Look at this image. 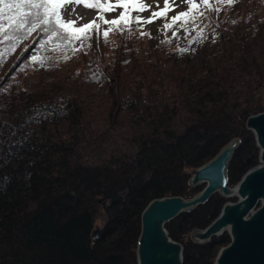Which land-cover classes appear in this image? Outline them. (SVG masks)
Instances as JSON below:
<instances>
[{"label": "trees", "instance_id": "trees-1", "mask_svg": "<svg viewBox=\"0 0 264 264\" xmlns=\"http://www.w3.org/2000/svg\"><path fill=\"white\" fill-rule=\"evenodd\" d=\"M227 6L216 16L195 8L181 37L156 35L147 46V31L132 33L130 8L131 22L113 25L122 33L112 51L39 30L0 44V264H136L151 199L192 196L200 187H189L191 170L233 138L228 184L257 163L245 119L264 111V0ZM29 7L0 5L5 34ZM111 7L91 8L99 24L91 38L103 36L100 16ZM226 200L214 194L165 224L183 264H212L228 243L225 233L189 240Z\"/></svg>", "mask_w": 264, "mask_h": 264}, {"label": "water", "instance_id": "water-1", "mask_svg": "<svg viewBox=\"0 0 264 264\" xmlns=\"http://www.w3.org/2000/svg\"><path fill=\"white\" fill-rule=\"evenodd\" d=\"M245 128L253 135L257 164L236 183L228 184V164L240 145V139L233 138L211 159L191 170L189 187L202 186L192 196L151 199L140 214L136 264H183L184 247L169 236L165 224L205 204L214 194L235 200L225 201L205 227H193L189 240L205 244L226 233L229 241L219 247L212 264H264V111L249 115Z\"/></svg>", "mask_w": 264, "mask_h": 264}, {"label": "snow or ice", "instance_id": "snow-or-ice-1", "mask_svg": "<svg viewBox=\"0 0 264 264\" xmlns=\"http://www.w3.org/2000/svg\"><path fill=\"white\" fill-rule=\"evenodd\" d=\"M104 4H114L115 6L123 7L125 11H122L118 17L109 21L100 16L105 24L117 25L119 27V21H123L125 25L134 19L136 22L152 23L154 19L160 18L161 16H167L168 11H171L170 4H176V0H162L164 5L163 8L152 11L153 5L151 3H146V0H0V5H28L30 6L26 11H20L18 19H9V34H5V25L0 23V44L4 41L12 40L19 41L21 39H26L27 36L31 35L36 30L48 34L49 40L53 36H58L61 40L68 41L71 43L74 38L77 41H81L83 46V41L90 39V33L93 30V25L95 29L99 30V24L96 23L95 18L87 23H83L76 27L77 20L72 18L71 13L68 8L72 4L80 5L85 4L86 6L93 8L101 3ZM182 3L194 5L196 0H181ZM205 5L210 4V0H200ZM220 3L233 4L236 0H217ZM129 5L133 6L132 10L137 12L150 11L151 15L148 17H141L137 15L131 19L125 18V13L129 12ZM109 11H114L115 7L108 9ZM212 11H219V9H209ZM19 11V10H18ZM3 9L0 8V17H2ZM187 15V12L181 11L172 16V20L176 21L180 17ZM203 15V13L201 14ZM83 19V18H81ZM170 24H166L165 27H170ZM183 26V25H181ZM60 29L61 31H57ZM87 30V31H86ZM112 31L111 28L104 31V36H108V32ZM66 33H78L74 37ZM145 33H141L144 35ZM16 43H10L6 45L7 49L15 50ZM79 51V49H76ZM6 56L5 52H0V62H3ZM71 57L65 56L64 59H70ZM33 60L36 57H32ZM6 89L0 88V91H5Z\"/></svg>", "mask_w": 264, "mask_h": 264}, {"label": "rangeland", "instance_id": "rangeland-1", "mask_svg": "<svg viewBox=\"0 0 264 264\" xmlns=\"http://www.w3.org/2000/svg\"><path fill=\"white\" fill-rule=\"evenodd\" d=\"M146 3H151L153 5L152 11H155V10H158V9H161L164 7L162 0H146ZM111 6L115 7V10H114L115 13H112V11H109V12L104 14L105 19L110 20V21L116 14H119L118 12H121L120 6H115L114 4H111ZM128 7L131 10L133 8V6H131V5H129ZM207 7H211L210 9H219V10L222 8L227 12V14H229L233 11L231 6L228 7L226 3H220V2H217V0H210L209 5L203 4L202 2H200V0H196V3L194 5L185 4V3H182L181 0H176V4H174V5L170 4V8H172V10L168 11L167 16H162L165 18L164 20H163V18L160 17V18L154 19V21L152 23H145L143 21L135 22V24L138 23L137 25H138L139 29L135 28L132 31V33L138 35L142 31L143 32L147 31L144 34L148 38V42L145 46H147L149 44V40H153L156 35H158L161 39H165V37L166 38L171 37L174 34H176L178 37H181L183 32H184V31H182V28L180 26L183 17H181L179 20L173 21L171 19L172 16L175 15L176 13L181 12V11L187 12V15H188L195 8H196L197 13L198 12L201 13V11L207 10ZM106 10H108V9H106ZM68 11L71 13L72 18L77 20V24L75 25L76 27H79V25H81L83 23H87L88 21H91L94 18H95V20L97 19V16H96L97 12H95L93 9L89 8L85 4H80V5L72 4L69 6ZM132 12L137 13L136 15H140L141 17H145V18L151 15L150 11L137 12L135 10H132ZM217 12L218 11H214L213 15L216 16ZM81 18H83V19H81ZM166 24L171 25L169 27V29H167V27H165ZM102 26H103L102 29L104 31L109 29V28L112 29V31L108 32V36L105 37L103 34V36L100 35L99 39H97V37L87 39V40L83 41V45L87 46L90 43H91L90 44L91 46H101V47L106 46L107 47L109 45L110 48L108 49V51H112L115 46H113V47H111V46L118 40L117 35H120V32L122 33V30H116V26L113 28L112 24L103 23ZM118 31H120V32H118ZM144 35H141V40H142V37ZM116 36H117V38H116ZM139 45L142 47H145V46H143L142 42H140ZM24 48H25V44H22L21 49H24ZM35 52L37 54L36 50H35ZM56 54L58 56H60V53H56ZM199 187L201 189L202 186H198V188ZM227 200H230V199H227ZM219 247L216 250H218Z\"/></svg>", "mask_w": 264, "mask_h": 264}, {"label": "flooded vegetation", "instance_id": "flooded-vegetation-1", "mask_svg": "<svg viewBox=\"0 0 264 264\" xmlns=\"http://www.w3.org/2000/svg\"><path fill=\"white\" fill-rule=\"evenodd\" d=\"M257 164V163H256ZM254 166V165H253ZM224 234V233H223ZM223 234H221V235H223ZM226 234V233H225ZM221 235H218V236H214V237H219V236H221ZM214 237H212V238H214ZM226 237H227V239L229 240V238H228V236H227V234H226ZM225 239V238H224ZM212 240V239H211ZM222 246V245H221Z\"/></svg>", "mask_w": 264, "mask_h": 264}]
</instances>
